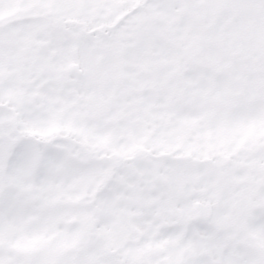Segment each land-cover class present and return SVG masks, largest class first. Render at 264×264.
<instances>
[{"label":"rangeland","instance_id":"rangeland-1","mask_svg":"<svg viewBox=\"0 0 264 264\" xmlns=\"http://www.w3.org/2000/svg\"><path fill=\"white\" fill-rule=\"evenodd\" d=\"M135 1L0 0V104L14 110L16 128L15 132L4 125L11 115L0 112V264H113L95 246L94 238L86 248V261L83 254L73 252L87 237L93 184L107 171H112L111 180L98 197L101 215L95 226L120 258L141 264H218L220 246L207 244V239L195 241L190 236L176 241L170 236L161 252L156 251L159 242H133L134 232L123 240L125 216L130 215L132 228L142 234L157 233V224L144 218V206L150 203L147 188L154 185L152 172L163 178L169 175L163 170L175 171L179 163L199 171L206 169L203 160L211 159L221 170H237L238 179L248 176L264 182V152L260 150L252 161L247 153L240 155V143H230L239 142L253 124L261 125L264 133V44L252 41L264 27V0H150L117 29L116 46L108 39L86 42L80 37L83 28L104 27L114 19L116 9ZM219 29L222 47L217 42L197 43L201 36L215 37ZM233 34L240 37L238 42ZM96 42L103 51L98 62L90 44ZM174 47H179L178 53L184 48L178 57ZM190 48L199 55L191 56ZM119 53L126 62L122 66ZM174 61L177 69L172 67ZM191 62L197 64L194 70ZM71 63L79 66L77 75L69 69ZM211 67L227 69L246 83L227 93V81L223 89V78L208 74ZM167 79L172 82L163 87ZM209 82L216 86L211 95L192 93V86ZM228 87H234L232 81ZM188 134L189 140L182 139ZM250 136L264 150V137ZM43 141L47 143L39 144ZM177 144L190 162L185 152L172 151ZM84 147L94 160L85 155ZM224 148L228 154L221 156L219 150ZM145 151L150 158L169 151L181 157L177 162L158 159L146 165ZM72 155L81 161L72 162ZM108 156L112 166L104 158ZM129 156L134 160L123 161ZM225 157L230 159L227 165ZM241 163L245 166L240 170ZM256 167L263 172H256ZM181 177L173 185L190 202L189 192L194 194L195 188L188 187V175ZM164 191H152L151 199L160 194L164 201ZM259 192L264 198V189ZM124 198L129 200L123 202ZM188 200L180 199V216L174 222L190 214ZM160 216L166 222L173 219L165 209ZM252 231L260 239L248 243L264 246V225ZM205 245L209 256L203 254ZM146 249L152 254L147 252L143 262ZM43 251L64 253L60 262H54Z\"/></svg>","mask_w":264,"mask_h":264},{"label":"flooded vegetation","instance_id":"flooded-vegetation-1","mask_svg":"<svg viewBox=\"0 0 264 264\" xmlns=\"http://www.w3.org/2000/svg\"><path fill=\"white\" fill-rule=\"evenodd\" d=\"M201 195H205V193L204 192H202L201 193ZM221 211V210H220ZM218 212V211H217ZM226 213H222V214H220L219 215V218H221V219H226V215H225ZM233 215H235L238 219H239V216H238V210H235V211H233Z\"/></svg>","mask_w":264,"mask_h":264}]
</instances>
